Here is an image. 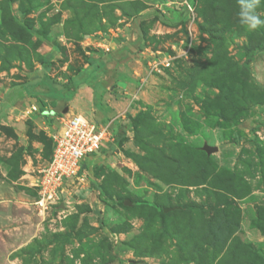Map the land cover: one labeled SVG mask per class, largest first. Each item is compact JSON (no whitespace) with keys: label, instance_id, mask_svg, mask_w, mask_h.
<instances>
[{"label":"rangeland","instance_id":"1","mask_svg":"<svg viewBox=\"0 0 264 264\" xmlns=\"http://www.w3.org/2000/svg\"><path fill=\"white\" fill-rule=\"evenodd\" d=\"M238 12V0H0V264H264V26ZM158 53L170 68L152 71ZM45 77L87 91L39 88L56 108L12 100ZM68 116L108 120L115 148L43 218L22 180L34 142L51 161L41 121L55 133Z\"/></svg>","mask_w":264,"mask_h":264},{"label":"built area","instance_id":"2","mask_svg":"<svg viewBox=\"0 0 264 264\" xmlns=\"http://www.w3.org/2000/svg\"><path fill=\"white\" fill-rule=\"evenodd\" d=\"M187 6L192 12L191 6L188 4ZM103 42L107 41L101 39L99 45ZM105 46L106 44L102 49L106 48ZM148 60L152 71L168 69L172 65L170 56L162 57L159 53ZM38 111L33 107L31 113ZM51 139L54 146L52 159L41 173L36 185L38 200L35 205L43 218L58 202L70 181H80L85 178L86 160L102 152L107 142L111 141L112 145L115 143V137L108 125H99L83 116L62 118L61 127L51 135Z\"/></svg>","mask_w":264,"mask_h":264},{"label":"crops","instance_id":"3","mask_svg":"<svg viewBox=\"0 0 264 264\" xmlns=\"http://www.w3.org/2000/svg\"><path fill=\"white\" fill-rule=\"evenodd\" d=\"M86 91H87V89H82L81 91H79L80 92V94H85L86 93ZM78 92V93H79ZM30 98V97H29ZM29 98H25V99H23V101L21 102V103H23V104H27L29 107H30V105H31V103L32 102H36V103H38V101H36V99H29ZM86 103V100L85 101H82V103H80V107L78 108V110H79V113L80 114H82V115H85V113L83 112V107H84V105H86L85 104ZM87 106V105H86ZM32 107H35V108H38L37 107V105H33ZM32 107L31 108H29V109H27V114L29 113L30 114V117L29 118H31V120H33V118H32V115L33 114H38V112H33V113H31V111H32ZM26 114V115H27ZM44 116H45V113L43 114ZM86 116V115H85ZM88 118V117H87ZM89 119V118H88ZM103 119V118H102ZM101 119V120H102ZM89 120H91V121H94L92 118L91 119H89ZM34 121V120H33ZM49 121V120H48ZM48 121L47 120H43V121H41V124H42V128L40 129V131H43L44 133H45V137L46 138H48V140H52L51 139V135L54 133L53 132V128L52 127H50V125L48 124ZM95 122V121H94ZM103 122H106L104 119H103ZM97 124H99L98 122H96ZM105 124H108V120H107V123H105ZM105 124H103V125H105ZM100 125V124H99ZM29 131V127H26V131L24 132V137H23V139L26 141V140H29L28 139V137H27V132ZM33 147H34V149L36 150V152L37 153H35V157H34V159H31V162H30V166H27V168H25L26 169V174L23 176L24 177V179L22 180V183L23 184H25V185H27V187L28 188H30V189H36V192H37V194H38V190H37V188L36 187H33V186H35L36 185V183L39 181V175H40V173H41V171L43 170V168L45 167V166H47L50 162L49 161H45V160H43L42 159V152H44V144L43 143H37V142H34L33 143ZM111 146L108 148H106V150L104 151V154H106V156L108 157V156H110V152H111ZM114 150V149H113ZM52 152H53V149H52V151H51V154H52ZM52 157V156H51ZM35 159H37V160H35ZM107 159V158H106ZM35 160V161H34ZM43 172V171H42ZM40 177H41V175H40ZM39 178V179H38ZM34 189V190H35ZM37 199H38V195H37ZM36 199V200H37Z\"/></svg>","mask_w":264,"mask_h":264},{"label":"trees","instance_id":"4","mask_svg":"<svg viewBox=\"0 0 264 264\" xmlns=\"http://www.w3.org/2000/svg\"><path fill=\"white\" fill-rule=\"evenodd\" d=\"M53 85L54 86H58L57 83L54 80H52L51 78H46V77L38 79V80H35V81H32V82H29L28 84H24V85L19 86V87L16 88V91L12 95V100H14L18 95H22V96H25V97H30L32 99H36L39 102H41L42 104H44V102H43V100L41 98L45 97V98L51 100L52 104H53V108H56L57 103H58L57 100L50 99L47 96L48 93H43V92H39L38 91V89L41 88V87L49 88L50 86L52 87ZM58 87H61L62 92H66V93L68 92L70 94H77L79 91H81L82 89L85 88V84L76 85L73 82H70L66 86H63V87L62 86H58ZM66 100H63V101H66ZM41 111H42L43 114L47 112L44 108H42ZM44 117L47 120H49V121L53 120V118H54L52 116H46V115ZM115 143H116V140H115ZM49 144H51L50 149H49V151L51 152L52 149L54 150L53 141L49 140ZM111 147L114 149L115 148V144L112 145ZM51 155H53V152H52ZM51 159H52V157H51ZM85 164H86V169H87V162Z\"/></svg>","mask_w":264,"mask_h":264},{"label":"clouds","instance_id":"5","mask_svg":"<svg viewBox=\"0 0 264 264\" xmlns=\"http://www.w3.org/2000/svg\"><path fill=\"white\" fill-rule=\"evenodd\" d=\"M239 3V23L247 30L253 31L264 26V18L257 12L264 0H238Z\"/></svg>","mask_w":264,"mask_h":264},{"label":"water","instance_id":"6","mask_svg":"<svg viewBox=\"0 0 264 264\" xmlns=\"http://www.w3.org/2000/svg\"><path fill=\"white\" fill-rule=\"evenodd\" d=\"M64 112H65V113H68L69 110L66 108V110H65ZM45 115H46V116H52V117H54V116L56 115V112H54V111L46 112ZM206 151H207V153H211V152H212V150L209 149V148H208ZM85 167H86V166H85Z\"/></svg>","mask_w":264,"mask_h":264}]
</instances>
